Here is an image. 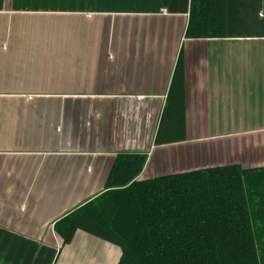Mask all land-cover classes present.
Wrapping results in <instances>:
<instances>
[{"label":"crops","instance_id":"1","mask_svg":"<svg viewBox=\"0 0 264 264\" xmlns=\"http://www.w3.org/2000/svg\"><path fill=\"white\" fill-rule=\"evenodd\" d=\"M189 6L0 0V240L38 244L35 260L57 250L43 243L60 244L54 222L104 190L121 151L147 152L140 179L264 165V0H227L220 38L185 37ZM180 54L187 138L156 145ZM69 244L62 264L121 257L81 229ZM0 264L17 262L2 254Z\"/></svg>","mask_w":264,"mask_h":264},{"label":"trees","instance_id":"2","mask_svg":"<svg viewBox=\"0 0 264 264\" xmlns=\"http://www.w3.org/2000/svg\"><path fill=\"white\" fill-rule=\"evenodd\" d=\"M227 36V0H190L186 38ZM179 55L155 144L186 140ZM147 152L115 156L104 190L54 222L121 249L118 264H264V165L229 163L138 178Z\"/></svg>","mask_w":264,"mask_h":264},{"label":"rangeland","instance_id":"3","mask_svg":"<svg viewBox=\"0 0 264 264\" xmlns=\"http://www.w3.org/2000/svg\"><path fill=\"white\" fill-rule=\"evenodd\" d=\"M107 176V175H106ZM44 244L53 245L54 247H58L57 250H52L50 247L44 246L39 252L37 260H35V256L38 252V244L30 243V242H16V240L12 239H1L0 240V255H4L5 257L12 259L14 262L16 261L19 264L17 258L19 257L20 251L24 250V261L22 264H43L39 262V259H51L50 264H62L64 262H68V256L66 255L70 252V244H63L60 241V244L57 245V237L55 235H47L43 241ZM113 244V243H112ZM115 245V244H113ZM62 247V248H60ZM27 253V254H26ZM21 258H19L20 260ZM47 264V261L45 262Z\"/></svg>","mask_w":264,"mask_h":264},{"label":"built area","instance_id":"4","mask_svg":"<svg viewBox=\"0 0 264 264\" xmlns=\"http://www.w3.org/2000/svg\"><path fill=\"white\" fill-rule=\"evenodd\" d=\"M163 12H167V10H164Z\"/></svg>","mask_w":264,"mask_h":264}]
</instances>
